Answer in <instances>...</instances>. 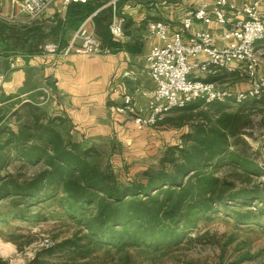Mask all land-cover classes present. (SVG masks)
<instances>
[{
  "label": "trees",
  "instance_id": "trees-1",
  "mask_svg": "<svg viewBox=\"0 0 264 264\" xmlns=\"http://www.w3.org/2000/svg\"><path fill=\"white\" fill-rule=\"evenodd\" d=\"M97 7L92 1L71 4L66 19L77 26ZM108 21V10L94 17L102 44L115 53L123 46L112 40ZM0 30L32 52L46 40L38 23L19 28L0 20ZM20 109L17 131L0 129V168L10 154L39 167L27 177L0 173V218L3 208L27 218L29 205L61 195L59 207L85 231L40 248L26 264H78L79 256H88L96 247L122 250L171 243L216 212L218 205L231 209L228 214L240 224L255 220V211L244 205L260 202L264 211L262 189L238 183L240 175L249 180L258 175L257 165L231 151L229 143L255 125L264 127V98L236 104L195 101L171 109L157 123L186 125L188 131L181 135L180 144L166 149L159 169L145 171L141 180L129 183H120L103 167L95 159V149L83 148L69 137L65 118L32 103ZM5 130V137L1 136ZM223 165L231 167L228 175L216 173ZM0 264L8 262L0 258Z\"/></svg>",
  "mask_w": 264,
  "mask_h": 264
},
{
  "label": "crops",
  "instance_id": "crops-1",
  "mask_svg": "<svg viewBox=\"0 0 264 264\" xmlns=\"http://www.w3.org/2000/svg\"><path fill=\"white\" fill-rule=\"evenodd\" d=\"M21 1L0 0V11L11 17L13 22L8 24L13 27L20 28L29 23L28 17L20 10ZM225 1L226 16L230 21H236V13L229 8L242 9L257 0ZM120 2L119 12L126 21L124 38L119 41L123 48L115 53L64 55L60 51L53 53L45 49L44 45L48 48L66 46L82 23L76 26L66 19L68 7L60 4L52 5L41 17L47 27L44 30L45 44H41L43 50H14L8 45L14 40L13 36L0 30V106L10 105L14 111L25 103H32L42 106L49 114L62 116L67 120L64 131L83 148L116 141L127 146L136 136L145 134L148 128L137 130L130 117L117 112L116 108L122 105L123 95L130 93L137 107L147 112L155 83L147 70L146 55L160 42L150 34L148 23L154 20L166 22L172 36L175 31L181 30L189 10L206 4L212 16L215 0H159L151 4L135 0ZM258 9L264 12V0H260ZM225 29L214 20L209 23L194 21L182 36L186 41L197 31H208L212 34L214 46L221 48L227 43L222 37ZM204 58L200 56V59ZM192 76L221 84L228 82L219 81L222 76L230 81L240 79L236 72L223 70L205 74L194 72ZM232 83L227 84L232 89L245 88L238 82H234L233 86Z\"/></svg>",
  "mask_w": 264,
  "mask_h": 264
},
{
  "label": "rangeland",
  "instance_id": "rangeland-1",
  "mask_svg": "<svg viewBox=\"0 0 264 264\" xmlns=\"http://www.w3.org/2000/svg\"><path fill=\"white\" fill-rule=\"evenodd\" d=\"M120 4L121 2L118 3ZM44 21V19L34 22L29 20L25 25L40 23L39 25H43V30H47ZM12 43L8 42V45L14 50L28 49L27 45L17 40H12ZM37 47L38 50H43L41 44ZM255 50L259 57L258 75L264 77V43H256ZM219 81H228L226 84L233 82L232 86L235 85L234 82H238L239 86L242 84L245 87L238 90H246L249 87L246 78L241 80L235 78L230 81L226 76H222ZM20 108L12 111L10 105L0 106V129L17 131L16 113L21 110ZM21 111L20 113L23 112ZM187 131L186 125L175 127L166 123H156L148 128L145 134L132 139L126 144L127 146L116 141L100 143L90 148L96 150L95 159L112 171L120 183H129L132 180H141L145 171L159 169V162L166 149L180 144L181 135ZM5 135L6 130L1 136L5 137ZM229 143L231 151H235L241 158L254 162L258 169V175L250 176V180L242 175L238 176L243 182L238 181L239 185H257L262 189L261 195H264V127L255 125L246 130L245 134L230 138ZM37 168L35 164L27 162L24 158L10 154L4 166L0 168V173L9 172L27 177ZM230 168L228 165H223L216 169V173L221 176L228 175ZM60 196L53 198L54 200L51 198L29 205L26 209L27 218L15 216L12 210L3 208L0 218V258L6 260L8 264H26L40 248L71 237L76 232L80 235L85 233V231L81 232L79 227L68 219L66 212L59 207ZM243 208L253 209L255 220L240 224L228 214L231 209L228 212L222 208V205H218L216 212L199 221L187 231L186 235L181 234L174 242L127 247L122 250L96 247V250L88 256H79L77 263L264 264V211H260L262 205L254 201L244 205Z\"/></svg>",
  "mask_w": 264,
  "mask_h": 264
},
{
  "label": "built area",
  "instance_id": "built-area-1",
  "mask_svg": "<svg viewBox=\"0 0 264 264\" xmlns=\"http://www.w3.org/2000/svg\"><path fill=\"white\" fill-rule=\"evenodd\" d=\"M95 2L96 10L87 16L73 33L68 44L62 48L54 45L45 49L64 55L75 53L84 55H106L112 53L105 47L96 33L94 17L104 9L109 11L108 30L111 38L119 42L124 38L125 18L119 12L118 3L122 0H22L20 10L30 21L41 19L48 9L55 4L64 7L74 3ZM151 4L159 0H135ZM260 0L242 9L230 7L238 19L230 21L226 16L225 0H215L212 16L207 5L187 12L182 28L169 35V25L162 20L148 23L150 34L160 42L154 45L146 55L147 70L155 83V89L144 113L135 103L132 94L123 95L122 105L116 108L119 113L130 117L136 129L142 131L154 126L173 108H183L195 101L204 104L212 102H230L236 104L246 99L264 98V77L258 75L259 57L255 45L264 38V12L258 9ZM0 20L12 23L11 17L0 11ZM214 20L226 27L222 33L227 42L218 48L213 44L212 34L208 31H197L186 41L183 32L190 29L194 21L209 23ZM79 42V45L77 43ZM203 55L206 58L200 59ZM238 73L249 81L246 90H234L227 84L208 81L192 76L198 73H216L219 71ZM47 93V92H46ZM49 96V94H47Z\"/></svg>",
  "mask_w": 264,
  "mask_h": 264
}]
</instances>
